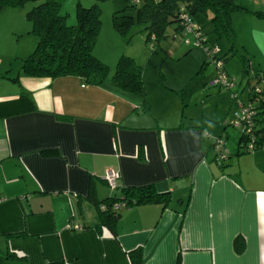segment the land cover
<instances>
[{
  "label": "crops",
  "instance_id": "crops-1",
  "mask_svg": "<svg viewBox=\"0 0 264 264\" xmlns=\"http://www.w3.org/2000/svg\"><path fill=\"white\" fill-rule=\"evenodd\" d=\"M58 1L76 9L109 0ZM122 6L113 0V12ZM3 72L0 264H132L138 247L142 264H264V146L245 151L240 133L227 146L221 131L218 139V130L181 116L161 121L153 107L164 106L166 92L154 106L146 90L143 97L112 79ZM109 169L119 174L114 190L103 179ZM143 185L170 199L122 206L114 223L99 225L90 195L101 201Z\"/></svg>",
  "mask_w": 264,
  "mask_h": 264
},
{
  "label": "rangeland",
  "instance_id": "rangeland-1",
  "mask_svg": "<svg viewBox=\"0 0 264 264\" xmlns=\"http://www.w3.org/2000/svg\"><path fill=\"white\" fill-rule=\"evenodd\" d=\"M121 1L123 8L128 6L127 13L134 14L141 5L139 2ZM233 2L242 7L231 13V22L237 41L249 60L250 76L245 75L243 64L236 54L226 55L230 41L226 36L217 37L212 32L209 9L196 12L193 18V27L198 29L204 41L197 38L194 30L177 31L176 22H171L166 27L164 38L158 44H152L146 39L143 24L135 23L124 35L114 29L113 0H109L99 5L101 27L92 49L93 55L108 66L105 81L111 82L119 57L128 56L141 68L149 102L155 106L159 93L166 92L164 106L153 107V112L160 116L161 121L172 124L176 123L177 116H181L186 123H200L208 131L214 129L213 133L218 130L215 136L218 139L221 131L227 146L237 143L240 132L230 120L240 110L239 104L246 102L252 87H256L254 91L257 92L264 89V78L258 79L254 75L264 77V15L260 14L264 11V0ZM31 5L32 2H28L14 7V14L8 11L0 13V72L4 71V74L8 71L14 76L22 63L16 55L24 59L36 47L37 39L30 32L31 23L26 17ZM61 12L66 15L67 24H75V9L64 3ZM13 22H19L21 30L13 31ZM209 46L213 52L210 57ZM224 56L226 60L221 73L218 57ZM163 114L168 118H163Z\"/></svg>",
  "mask_w": 264,
  "mask_h": 264
},
{
  "label": "trees",
  "instance_id": "trees-1",
  "mask_svg": "<svg viewBox=\"0 0 264 264\" xmlns=\"http://www.w3.org/2000/svg\"><path fill=\"white\" fill-rule=\"evenodd\" d=\"M132 4L141 3L134 14L127 13L126 5L112 13V25L119 34H126L128 29L135 23L144 25L146 39L152 44H158L164 38L166 27L171 22H176L177 31H185L186 21L193 22L196 12H211L212 32L217 37L226 36L230 41L227 54L240 58L243 64V71L249 75V60L246 58L239 45L234 28L231 22V13L241 6L233 0H125ZM32 2L26 12V17L31 23L30 32L36 36L37 44L34 51L22 60L20 70L31 77L57 78L62 76H80L87 84H99L108 76V66L93 55L92 49L96 42L101 27L100 6L96 2L84 6L77 3L76 22L67 24L66 15L61 12V2L58 0H0V13L5 7L23 6ZM124 6V4H123ZM184 6L183 10L180 7ZM264 15V11L260 12ZM204 41V40H203ZM222 61L223 58L218 57ZM206 62V61H205ZM258 79L259 74H254ZM14 79H16L14 77ZM112 82L125 91L145 96V87L142 80L140 66L136 65L132 58L122 55L119 57L115 70L111 76ZM251 110H254L250 131L255 135L254 149L264 146V127H261L264 120V89L261 92H249ZM240 132L239 142L246 150L250 134L245 129L237 128ZM45 154H55V151H44ZM170 199L167 191L159 192L151 185L139 187L122 188L119 195L109 196L101 201L90 195V200L96 205L100 216V226H110L118 218V210L123 207H130L137 204L151 202H162L166 204ZM114 202L123 205L114 210ZM106 209H100L101 204ZM235 249L242 250V242L239 237L235 239ZM131 254L132 264H142L141 248L138 247ZM137 257L134 258V255Z\"/></svg>",
  "mask_w": 264,
  "mask_h": 264
},
{
  "label": "built area",
  "instance_id": "built-area-1",
  "mask_svg": "<svg viewBox=\"0 0 264 264\" xmlns=\"http://www.w3.org/2000/svg\"><path fill=\"white\" fill-rule=\"evenodd\" d=\"M183 9H184V6H181L180 10H183ZM183 17H184V20L186 21L185 29L188 30V31L194 30L196 32L197 38L200 41H203L204 39L201 38V34L198 33V29L193 27V22L188 21V18H187L186 15H184ZM207 50H208V53H209V57L211 55H213V52L211 51V46H209L207 48ZM218 61H219V66L218 67H219L220 72L222 73L223 72L222 61L219 60V59H218ZM255 89H256V87H254V90ZM258 90H259V88H258ZM253 113H254V110H251V103L248 102L246 105H241L240 106V110L238 112H236L235 117L230 120V122L234 125V127L242 128V129L246 128L245 132L250 134V140L247 141V143L245 142L247 151L254 150V144H255L254 143L255 135L250 131V127H248V125L251 124L250 118H252L251 115H253ZM222 145H223L222 141L218 140L217 144L215 146L216 147V151H217V155H218L217 158L220 161L227 157L226 151L222 148ZM118 177H119L118 172H116V171H114L112 169H109V170H107L105 172V174L103 176V179L107 183V185L112 190H114L118 186L117 182H116ZM122 205H123L122 203L114 202L112 204V208L114 210H118ZM100 209L105 210L106 209L105 204L102 203L100 205ZM68 227H72L74 229H82L83 228V226L80 225V224H71V223L68 224Z\"/></svg>",
  "mask_w": 264,
  "mask_h": 264
}]
</instances>
